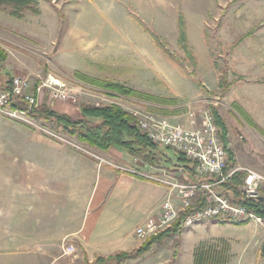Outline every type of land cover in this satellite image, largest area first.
<instances>
[{"label": "rangeland", "instance_id": "374dc122", "mask_svg": "<svg viewBox=\"0 0 264 264\" xmlns=\"http://www.w3.org/2000/svg\"><path fill=\"white\" fill-rule=\"evenodd\" d=\"M37 11H26L18 18L9 8L0 7V48L8 55L5 62L0 61V82L15 76L28 78L40 106L74 118L79 116L81 105H117L138 120L152 115L195 128L215 106L226 124L234 156L230 162L227 152L230 170L225 174L251 170L264 178V0H39ZM181 16L191 53L180 43ZM224 72L230 86L226 92L219 87ZM77 73L166 102L107 93ZM50 76L65 84L62 92L73 96L66 101L55 98L43 85ZM38 121L54 135L0 116V147L11 148L19 161L24 157L36 162L37 152L60 148L62 157L72 150L96 162H100L97 157L102 158L122 170H144L145 161L126 151L114 149L125 154L115 159L70 136L52 121ZM22 150L26 154L22 155ZM157 152L161 163L148 173L157 179L184 182L183 167L173 166L178 163L179 152L160 146ZM137 159L140 166L133 162ZM155 182L169 189L167 184ZM221 185L214 188L215 193L231 199ZM258 190L264 197V181ZM208 195L200 190L193 205L206 204ZM210 220L220 224L218 218ZM210 220L157 242L151 258L187 264L193 259L194 244L205 235L195 233V228ZM242 223L246 224H220L216 229L221 235L238 239V259L245 257L246 264H264V229L253 222ZM19 229L14 222L7 229L8 235L6 229L0 231V246L6 245V250H0V263L43 264V252L34 250L42 241L37 230L26 228L22 233ZM68 245V239L62 240L59 251L49 252L61 257L56 264H74L70 261L76 252L64 253Z\"/></svg>", "mask_w": 264, "mask_h": 264}, {"label": "crops", "instance_id": "0c3cea01", "mask_svg": "<svg viewBox=\"0 0 264 264\" xmlns=\"http://www.w3.org/2000/svg\"><path fill=\"white\" fill-rule=\"evenodd\" d=\"M3 84L0 82V86ZM114 149L117 148L105 153L115 159L125 157ZM22 151V155L26 154ZM60 152V148L44 149L37 152L36 162L24 157L19 161L11 148L0 147V231L6 229L8 235L7 229L14 222L22 233L26 228L37 230L42 241L34 250L43 252V264H56L61 259L49 252L59 251L62 240L67 239L76 248L70 261L74 264L93 263L98 258L141 249L148 238H138L136 229L148 218L160 215L169 189L115 164L96 162L72 150L64 157ZM137 161L133 160L136 166L140 163ZM218 225L210 220L195 228V233L205 235L194 244V253L201 242L222 239L229 244L232 256L226 264H246L245 257L237 258L238 239L218 233ZM156 245L121 264H173L174 259L151 258ZM0 250H6V245H1ZM194 253L187 264H195Z\"/></svg>", "mask_w": 264, "mask_h": 264}, {"label": "built area", "instance_id": "2783aa9c", "mask_svg": "<svg viewBox=\"0 0 264 264\" xmlns=\"http://www.w3.org/2000/svg\"><path fill=\"white\" fill-rule=\"evenodd\" d=\"M43 85L52 90L55 98L66 101L73 96L62 92L65 84L51 76L47 79V83ZM18 99L26 103L27 109L14 106ZM38 106V98L32 91L28 78L15 76L12 79L10 90H0V116L34 126L44 133L54 135L39 123L38 118L32 116L31 110ZM190 117L194 118L195 115L192 113ZM202 121L200 127L190 128L179 124H171L167 120H159L152 115L139 120L140 130L154 144L160 147L172 148L183 154L187 160L195 163L196 172L200 179L211 181L185 183L157 179L148 173L153 167L147 162L143 163V171L125 170L154 181H160L169 187L168 195L162 203L160 215L148 218L143 225L136 229L135 234L138 238L147 239L168 230L179 219L181 213L186 211L187 215L182 223L183 228H190L203 221L218 218L253 222L264 229V217L259 216L246 205L236 203L229 197L215 193L214 188L223 184L236 170L225 174L228 154L212 112L205 113ZM97 158L101 163L107 162L102 158ZM246 174L242 188L243 195L246 198L259 199L258 186L259 183L264 181V178L251 170H247ZM200 190L209 193L207 203L203 207L190 209ZM75 252L76 248L73 245H68L64 251L66 255Z\"/></svg>", "mask_w": 264, "mask_h": 264}, {"label": "trees", "instance_id": "16d2710c", "mask_svg": "<svg viewBox=\"0 0 264 264\" xmlns=\"http://www.w3.org/2000/svg\"><path fill=\"white\" fill-rule=\"evenodd\" d=\"M38 1L39 0H0V7L9 8L12 16L20 18L23 16L24 12L29 10L37 13ZM179 29L180 43L183 45L185 52L191 53L188 46L185 22L182 16L180 17ZM153 38L155 39L157 45L162 48L163 46L159 42V39L155 36H153ZM7 57V53L0 48V61L5 62ZM76 75L85 82L97 86L102 90H106L107 93H109L108 91H113L122 95L136 96L146 100H159L160 102H166L164 99L137 92L119 84L93 79L80 73H77ZM12 79L1 85L0 89L6 91L10 90ZM219 87L222 92H226L230 87L227 82V75L225 72L224 74L222 73L219 81ZM168 103H172V101L170 100ZM14 106L27 109L26 103L21 99H18ZM211 110L215 117V122L220 130V137L224 142L225 149L230 156L231 162L234 160V156L229 149L226 124L217 112V108L215 106H212ZM31 114L35 118L54 122L70 136L77 137L82 143L97 150L109 152L112 148H118L126 151L128 155L140 158L152 166H159L161 163V159L158 156L159 153L157 152L158 146L140 130L138 118L128 113L120 106L81 105L79 108V116L74 118L71 115L57 112L45 106L39 105L37 108L31 110ZM164 148L178 153L172 148ZM178 154V163L173 166L178 165L183 167V171L186 174L183 181L185 183L205 181L200 179L197 175L195 163L187 160L183 154ZM166 161L171 163V160L167 159ZM229 170L230 166L227 167L226 172ZM174 171H178V169H175ZM246 175L247 174L245 172L237 170L221 185V187L224 192L231 197L232 201L246 205L250 209L254 210L258 215L264 216V201H261L258 198H246L243 195L242 186L245 183ZM203 197H206V193L203 194ZM204 204L205 202L195 204L190 209L203 207ZM186 215L187 211L181 213L179 219L171 228L156 236L148 238L141 249L131 253H120L107 259L98 258L93 263L88 264H121L122 262L132 258H137L147 252L154 243L161 242L165 237L181 235L183 233L182 223ZM218 221L223 225L233 224L241 226L246 224L238 222L234 219H218ZM261 255L264 258V242L261 248ZM194 259L195 264H226L231 259L229 244L227 241L222 239H217L213 242H202L195 250Z\"/></svg>", "mask_w": 264, "mask_h": 264}, {"label": "water", "instance_id": "95a60500", "mask_svg": "<svg viewBox=\"0 0 264 264\" xmlns=\"http://www.w3.org/2000/svg\"><path fill=\"white\" fill-rule=\"evenodd\" d=\"M259 199H260L261 201H264V197H263V196H260Z\"/></svg>", "mask_w": 264, "mask_h": 264}]
</instances>
